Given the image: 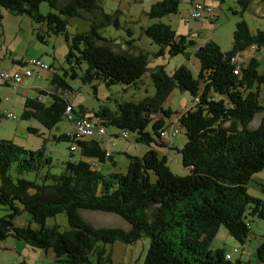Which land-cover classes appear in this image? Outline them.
<instances>
[{"label": "trees", "instance_id": "trees-1", "mask_svg": "<svg viewBox=\"0 0 264 264\" xmlns=\"http://www.w3.org/2000/svg\"><path fill=\"white\" fill-rule=\"evenodd\" d=\"M182 1L191 6L189 16L198 19L191 15L198 0H157L149 5L146 15L156 19L175 13ZM198 2L203 14L208 8L203 0ZM247 3L237 0L240 8L233 13L239 14L240 20L234 24L227 50L209 39L196 44L175 35L161 22L146 25L144 35L158 46L154 56L182 54L186 60H197L194 72L184 64L166 72L162 65L149 68L141 50L111 49L100 30L108 25L120 28V12H103L99 0H0V8L31 20L38 42L61 34L66 44V67L61 68V75L52 72L49 88L38 91V97H22L19 118L35 119L50 129L61 119L72 127L68 115L93 117L95 124L121 130L112 135L114 138H123L121 133L126 131L123 139L130 134L134 143L147 147L140 156L123 153L127 160L123 173L102 172L97 167L105 160L111 166L115 162L99 135L76 137L70 129L52 136L70 143L68 159L54 174L47 170L51 158L42 147L27 150L0 139V208L4 211L0 241L10 236L30 250H50L52 264H110L106 244L118 241L129 245L141 237L148 239V245L139 264H243L239 257L225 259V250L211 251L208 245L219 226L241 246L249 236L251 220L264 223V200L247 192L254 175L264 167V73L254 55L264 47V30L250 31L241 18ZM85 15L90 16L88 29L68 34L67 18ZM126 32L130 34L129 29ZM245 50L251 55L242 60ZM12 62L21 67L26 64ZM146 74L154 89L151 96L122 100L114 111L101 106L91 117L80 105L75 110L63 95L70 89L63 77L82 84L98 81L105 86L120 84L136 89ZM7 83L11 84L0 85ZM174 88L191 97L174 120L176 133L183 134L177 149L185 170L182 175L170 172L159 150L166 142L162 133L172 124V113L162 103ZM257 112L262 113L259 121L249 128ZM27 130L35 133L32 128ZM73 151H77L76 159L71 157ZM28 172L39 179L25 178L23 174ZM259 186L264 190V179ZM80 209L113 213L126 221L128 228L93 227L79 216ZM24 212L34 227L30 222L23 226L14 223ZM59 213L67 224L63 230L46 224V219ZM236 248L235 253L243 252L242 247ZM253 252L256 261L264 263V232Z\"/></svg>", "mask_w": 264, "mask_h": 264}, {"label": "rangeland", "instance_id": "rangeland-1", "mask_svg": "<svg viewBox=\"0 0 264 264\" xmlns=\"http://www.w3.org/2000/svg\"><path fill=\"white\" fill-rule=\"evenodd\" d=\"M154 1L157 0H99L103 12L111 13L114 10L120 12L118 14L120 28L115 29L108 25L100 30L101 36L108 42L111 49L115 51L127 49L133 52L141 50L147 56V66L149 68L162 65L166 72H170L174 67L184 64L194 72L195 68H197V60L194 58L186 60L182 54L174 56L166 54L153 55L158 50V46L152 43L142 31L151 22L167 24L174 30L175 35H183L193 40L196 44L209 39L221 50L229 49L234 24L240 20L239 14L233 13V11H238L240 8L237 0H203L208 10L198 19H193L189 16L191 6L187 2L182 1L177 5L175 13L156 19H149L146 11ZM44 10L45 6L41 5L40 11L44 12ZM0 11L5 15L3 18L0 17V71L10 72L11 64L18 65L13 63V60L25 62L28 59L37 58L49 66L52 65L47 70L40 69L47 75V80L43 81V86H48L51 73L55 72L61 75V68L66 67L63 62V55L66 51L63 35L50 36L46 38L45 43H40L35 39L32 31L34 24L27 16L14 15L2 8H0ZM241 18L245 21L250 31L255 29L264 30V0H248L246 9L241 12ZM89 24L90 16L68 17L66 32L74 34L86 31ZM126 29H129L130 34H127ZM250 50H245L241 53L242 60H246L251 55ZM254 55L259 63L260 72L264 73V47ZM63 78L70 88L63 92V95L75 110L80 105L84 114L90 117L91 112L101 106L114 111L116 103L122 100H138L144 96H151L154 91L147 74L141 77L142 84L136 89L120 84L105 86L98 81L82 84L78 79ZM91 85H93V88H91ZM13 91L10 86L0 85V139L11 140L14 144L27 150H35L42 147L44 153L51 158V165L47 170L50 173H59L62 169V162L68 159L70 154L68 150L70 143L64 140L56 141L52 136L69 132L71 129L70 123L66 119H61L52 128L46 129L35 119H20L23 98ZM35 94L32 95L35 96ZM190 102L191 97L187 92L179 91L177 88L170 90L162 106L163 108H169L172 113V129H176L175 115L181 113ZM8 113L11 114V117L6 116ZM261 114V112L254 114L248 123L249 128L257 125ZM91 120L95 121V118L91 117ZM27 128L34 129L35 133L29 132ZM103 128L104 135L97 137L98 139H105L111 132H116L117 134L121 132V130L119 131V129L111 125H103ZM175 135V137L173 136L174 141L182 142V132L178 131ZM181 142L177 143V149L180 148ZM102 145L105 150L110 152L115 164L111 166L105 160L103 163L105 169H101V171L106 172L107 169H110L107 172L115 173H123L125 171L127 160L123 153L140 156L145 148L142 144L134 143L130 134L127 139L112 137L110 142L105 139L102 141ZM71 157L76 159L77 151H73ZM165 159L171 173L177 175L185 173V170L180 165L179 153L176 152L174 146L167 152ZM97 168L99 169L100 167ZM23 176L27 179H39L34 176L33 172L24 173ZM263 179L264 167L254 175L252 181L248 184V194L264 200V190L259 186ZM3 214L4 211L0 208V216ZM79 216L93 227L128 228V223L113 213L80 209ZM28 222H30L31 227H34L29 215L25 212L18 215L14 220L15 224L21 226L26 225ZM46 224L49 226L56 224L59 230L67 227L62 213L46 219ZM249 225L250 233L242 246L243 249L241 251L243 253L240 260L243 264H264L256 261L253 252L255 245L262 238L264 223L262 220L254 218ZM147 245L148 239L141 237L129 245L115 241L111 244H106L105 248L110 254V264H139L143 259ZM233 246L239 247L240 244L234 242L226 230L219 226L208 248L211 251L215 248L223 249L225 252L230 253L231 260H233V258L239 257L237 253L231 252ZM47 251L53 257L52 252L50 250ZM40 253L43 254V250H40Z\"/></svg>", "mask_w": 264, "mask_h": 264}, {"label": "crops", "instance_id": "crops-1", "mask_svg": "<svg viewBox=\"0 0 264 264\" xmlns=\"http://www.w3.org/2000/svg\"><path fill=\"white\" fill-rule=\"evenodd\" d=\"M4 16H5L4 13L0 11V17L3 18ZM10 67H11L10 70L12 71L19 69L21 66L19 65L15 66V64H11ZM45 80H47V75L43 73L42 70L33 68L32 75L22 78V80L17 85V87L13 89L14 90L13 92L20 95L21 97L23 96L38 97L37 95L38 91H42L49 88V80H48V86L46 87L43 86V81ZM3 86L11 87V84L7 83L6 85ZM34 93H36L35 96L32 95ZM40 97L41 99L43 98L42 96ZM113 134H115V132H111V134L107 135L105 139L108 142H110L113 137L112 136ZM174 137H168V136L164 137L166 143H164L165 146L164 149L161 148L159 149L161 151L160 155H162L163 153L166 157L167 152H169L173 148V146L177 152V143H180L181 141L180 142L174 141ZM105 139L99 138L101 142ZM146 150L147 147L145 146V148L142 150V153H144ZM100 168L105 169L103 163L100 164ZM106 171H110V169H107ZM243 245L239 247H242ZM242 253L240 254L238 253L239 259L241 258ZM43 254L40 253V250L28 249L24 242L10 236H7L2 241H0V264H52L53 257L51 253L45 251Z\"/></svg>", "mask_w": 264, "mask_h": 264}, {"label": "built area", "instance_id": "built-area-1", "mask_svg": "<svg viewBox=\"0 0 264 264\" xmlns=\"http://www.w3.org/2000/svg\"><path fill=\"white\" fill-rule=\"evenodd\" d=\"M191 15L194 18H199L202 15V4H200V2H195L194 3V8L191 11ZM33 68L35 69H46V64H44L43 62H41L39 59L37 58H31L28 59L26 61V64L17 69V70H12L10 72L7 71H0V83L3 82H10L14 88L17 87V85L20 83V81L22 80V78L24 77H28L30 75H32L33 73ZM235 72V70L233 71ZM69 106L65 107V112L69 113ZM7 117H11V114L8 113L6 115ZM71 122H72V127H71V133L76 136V137H91L93 135H103L104 134V128L102 125L99 124H95L94 122H92L90 119L86 118V117H72L71 115L67 116ZM167 131H164L162 133V137H171L176 133V129H172L171 127L166 129ZM168 132V135H167ZM121 136L124 138L127 136V132L123 131L121 133ZM105 155H107V153H105ZM237 248L233 247L231 249L232 253L237 252ZM224 258L225 259H230V253H225L224 254Z\"/></svg>", "mask_w": 264, "mask_h": 264}]
</instances>
